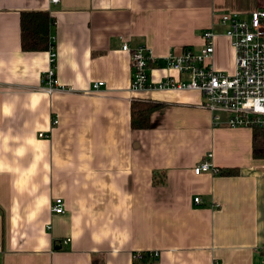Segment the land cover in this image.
I'll list each match as a JSON object with an SVG mask.
<instances>
[{
	"label": "crops",
	"instance_id": "0c3cea01",
	"mask_svg": "<svg viewBox=\"0 0 264 264\" xmlns=\"http://www.w3.org/2000/svg\"><path fill=\"white\" fill-rule=\"evenodd\" d=\"M258 10L264 0H0V264H264L252 130L214 125L186 92L133 93L122 50L150 51L152 82L182 79L164 59L198 50L212 29V67L232 75L219 19ZM23 12L49 14L63 90H40L50 49H22ZM133 103L157 106L147 129H132ZM203 161L216 173L195 175ZM58 198L62 215L51 213Z\"/></svg>",
	"mask_w": 264,
	"mask_h": 264
},
{
	"label": "built area",
	"instance_id": "2783aa9c",
	"mask_svg": "<svg viewBox=\"0 0 264 264\" xmlns=\"http://www.w3.org/2000/svg\"><path fill=\"white\" fill-rule=\"evenodd\" d=\"M51 5L60 4L61 0H49ZM219 25L224 28V36L229 40L235 57V72L228 75L216 71L211 64L214 55V40L218 35L215 30L208 29L202 33L203 44L198 50L183 49L179 54L170 53L164 59L167 70L176 72L182 79L166 77L163 81L152 82L150 70L155 63L150 51L145 47L132 49L123 44L122 50L131 56L133 93L152 91L186 92L197 96L198 107L212 115L214 125L227 128H264V11L252 13L249 19H242L237 14H223ZM50 67L43 73L40 90L53 94L64 88L56 75L57 53L55 47L50 50ZM104 82L93 85V90H100ZM59 124L53 119V126ZM40 138L48 139L49 135L40 134ZM211 155L206 156L210 159ZM193 172L216 173L208 161L198 164ZM200 204L199 198H194ZM51 213H65L63 199H55L51 204ZM69 243V240L63 244ZM62 245V243H60ZM158 253H136L137 262H154Z\"/></svg>",
	"mask_w": 264,
	"mask_h": 264
},
{
	"label": "trees",
	"instance_id": "16d2710c",
	"mask_svg": "<svg viewBox=\"0 0 264 264\" xmlns=\"http://www.w3.org/2000/svg\"><path fill=\"white\" fill-rule=\"evenodd\" d=\"M51 22L46 12H23L21 14L22 49L25 52H44L56 47L55 42L49 45L48 23ZM157 108L155 105L133 103L131 127L134 130H143L149 127V116ZM253 157L264 159V128L253 129ZM234 170H225L220 175H233Z\"/></svg>",
	"mask_w": 264,
	"mask_h": 264
}]
</instances>
